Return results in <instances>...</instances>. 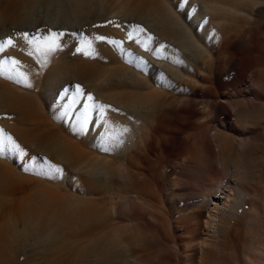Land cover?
I'll return each mask as SVG.
<instances>
[{
    "label": "rangeland",
    "instance_id": "374dc122",
    "mask_svg": "<svg viewBox=\"0 0 264 264\" xmlns=\"http://www.w3.org/2000/svg\"><path fill=\"white\" fill-rule=\"evenodd\" d=\"M18 1L0 0V5L5 6L8 2L15 5V2ZM93 1L95 9L87 8L86 16L79 18L80 21L75 13L66 7L59 6L56 7L58 9H51L38 4L28 16L29 18L27 17L23 21L24 23L12 25L6 22L5 26L0 28V35L7 33L4 35L6 36L4 39L13 37L14 45L16 38L19 37L17 33H36L37 30H42L40 34H44L49 29L64 32L62 40L66 45L62 50L53 54L46 64L35 52L32 53L33 55H25L24 66L17 65V67L28 74L32 83L30 88L8 79L10 73L7 69L0 75L1 96L3 95L4 98L7 94L6 96L11 98L8 100L5 96L7 99L0 102L2 108H0V137H11L12 141L26 153L23 158L10 149L0 153V181H3V183L0 182V186L5 184L2 185V189L0 188V264H142L144 261L143 264H163V261L166 262L164 264H168L167 261L170 264L176 261L177 264H180V247H191L194 244L192 241L186 240V235L191 227L186 230L175 229L176 221L185 220L186 212L193 204L192 199H185V201L182 199L181 202L171 204L167 202L164 197L167 196L164 186L162 187V184L157 181L155 183V180L150 179L144 173L137 174L135 167L142 163L136 161L137 159L135 161L127 160L126 148L114 146L110 137L112 133H116L114 127L111 128V131H107V135H104L103 139L101 138L106 133V127L98 117L102 115L112 126L111 115L109 116L111 114L110 102L106 101L105 97L116 94L113 92L116 90L105 85L101 75L103 77V71L119 65L100 64V61L85 56L82 54L83 52H76L78 45L73 46L68 40L78 38L80 34H83L84 37H91L93 43V36L96 33L99 34L95 29H100L101 35L96 34L95 37H104L103 42L111 45L114 38L124 41L125 38L121 37L123 25L115 20L116 18L121 20L124 16L113 14L118 10V12L122 11L120 8L124 9L129 5L128 3L131 4L136 0H132L133 2L128 0V3H126L127 0ZM124 3L127 6H124ZM122 4L123 6H121ZM194 5L198 6V9L202 7L198 2L188 1L185 13H188ZM103 10L104 12H102ZM228 10V8H223L222 14ZM93 11L96 12L93 13ZM98 11L99 14H97ZM255 12H245V14L254 16ZM261 13L260 25L250 24L249 20L227 17L224 14L225 17L215 12L207 14L208 22L205 21V16L198 18L197 21L190 19L192 34L197 39L193 40L194 44L183 46L178 42H168L177 47L185 59V64L190 65V69L179 75L182 80L179 87L174 85L164 89L157 86L154 88L158 91L153 95V98L160 103L169 100H190L197 103V107L202 111L200 112L202 124H199L207 125L209 137L214 133V130L221 128L220 131L234 136L236 139L242 138V136L254 138L253 142L257 149L252 153L253 159L264 157V118L259 116L252 118L253 125L251 126L235 123L234 113L223 103L220 108L225 119H212L210 117H213V114L208 110L209 104L207 103L211 99L205 97V94L210 90L218 91V83L223 80H232L235 74L236 62L232 61L231 64L227 62L222 65L223 73L218 75L221 79L215 78L216 61L219 56L229 61L233 57L243 58L248 62L249 72L247 75L250 76L251 72L256 70L259 74L260 67L255 65L257 62L255 59L264 64V10ZM100 14L104 17H101ZM236 14L237 17H243L242 13ZM112 18L113 20H111ZM144 27L149 31L151 29L148 25H144ZM257 27L260 28L261 38L258 42L259 49L254 51L250 50L246 42L243 43L245 40L240 37L241 35H244L245 38L247 35L252 36L251 32L253 33ZM230 35L232 38L229 37ZM227 36L231 39V43L234 39H238L239 42L231 44ZM4 39L0 38V40ZM225 41L227 44H224ZM111 47L109 48L112 53L116 54V47L112 45ZM86 48L84 47V51ZM126 48L129 47L126 46ZM15 52L14 48H7L0 53V62L14 59ZM136 52L138 53V51ZM69 59L71 62H79L78 64L86 63L96 66L94 88L101 90L94 93L95 90L91 91V88H87L85 84H78L80 88L89 91L88 93L93 95V99L92 103L87 105L84 97L81 102L77 103V107L76 105L73 107L72 112L67 111L68 101L66 99L75 95V91L72 89L73 85L71 83L67 85L70 91H68V97H63L66 94V89H58L60 85L57 84V80L61 78L60 75H64V69L70 63ZM146 59L149 60L148 57ZM65 60H67V64ZM248 76L238 87L227 86L221 92H226L228 97L235 95L238 102L246 99L252 100L251 82ZM50 86H53L54 89L49 92ZM51 96H54L55 100L51 99ZM57 99H59L58 102ZM3 101L6 102V106ZM260 103H263L264 112V100ZM93 105L100 106L103 111H97L95 107H92ZM223 105L225 109L222 108ZM86 107H88L89 114L91 113V119L87 130L81 132L79 116ZM256 110L259 111L260 108L258 107ZM79 111V115H76V112ZM150 125L151 123L147 127L148 130ZM231 126L235 127L233 132L228 129ZM245 127L251 128L246 130ZM192 133L193 131L189 132V134ZM160 144L162 143L157 140L156 146ZM159 148L158 153L161 152ZM214 157L213 162L219 168L217 158L214 160ZM132 162L134 163L132 164ZM45 164L59 166L62 172L58 177L51 174L45 175L44 173L47 171L44 167ZM26 166L28 167L27 171H25ZM255 166L258 171L255 170L257 176L254 182L243 185V189L249 193L248 198L252 200L253 205L259 203L257 205L259 206L264 202V181L261 182L260 179L263 169L258 164ZM178 172L176 170L170 178H176ZM129 200L134 202H131L130 207H128ZM261 200L263 202H260ZM237 216L235 218L237 220L234 219L228 231L220 226V232L221 230L226 232L222 231L221 235L224 233V236H227L230 247L236 255L240 254L244 248L248 252V256L251 254L250 258L253 259L252 262L249 261V264L263 262L261 256L264 255V228L248 229L254 234V237L243 246L242 236L239 237V229H242L243 222L249 215L241 212ZM85 218L92 221L88 223L92 225L91 230L77 231L78 219ZM60 225L65 229V234L60 239L47 233ZM36 228L37 230H35ZM34 231L36 232L34 233ZM73 231L78 234H73ZM40 232L43 233V236H45L44 233L48 234L46 235L48 239L42 242L43 236ZM36 234L42 239L40 240ZM52 246L54 251L50 250ZM140 255L143 256V259ZM165 255H168L167 260L164 258ZM171 259L175 262H172Z\"/></svg>",
    "mask_w": 264,
    "mask_h": 264
},
{
    "label": "bare ground",
    "instance_id": "6f19581e",
    "mask_svg": "<svg viewBox=\"0 0 264 264\" xmlns=\"http://www.w3.org/2000/svg\"><path fill=\"white\" fill-rule=\"evenodd\" d=\"M188 1L198 2L202 5L201 9H198L199 7L194 5L188 13H185V6ZM187 2L182 4L181 0H136L130 4L127 0L126 3L129 5L127 6L124 3V6H127L126 8L121 9L119 7L122 11L118 12L119 10L117 8L118 11L114 10L116 11L115 13L113 11V15L115 16H119V14L124 16L121 20L115 19L116 22L123 25L121 37L125 38L124 41L115 38L112 40L111 45L116 47L117 53H112L109 48L111 45L102 40L95 39L96 34L101 35L102 31L100 29H95L99 34L96 33L93 36L94 42H91V49L86 48V51H91L93 53L91 57L100 61V64L113 63L119 65L118 67L103 71V77L101 75V78H103L102 81L108 88L119 92L113 91L116 94H112L113 96L110 95V97L107 96L109 99L105 97L107 99L106 101L110 102L111 114H108L109 116L111 115V118H109L112 127L116 131V133L109 134L114 142V146L116 148H126L125 155L127 156V160L131 159L135 161L137 159L136 161L142 163L140 166L135 167L137 174L144 173L150 179L155 180V183L157 181L162 184V187L164 186L167 193V196L164 197H166L167 202L171 204L173 202H181L182 199L184 201L185 199H192L191 201H193V204L186 212L185 220L175 222V229L180 228L186 230L191 227L188 234L185 235L187 236L186 240L194 243L191 247H180V264H249V261L253 259L250 258L251 254L248 256V252L244 248L240 254L236 255L235 251L231 249L226 238L227 236H224V233H226L225 230L228 231L230 229L232 222L238 217L237 214L241 212L248 213L249 215L247 220L243 222L242 229H239V237L242 236L243 246L250 239L253 240L254 237V234L248 231V229L255 227L264 228V202L261 200L260 202L263 203L259 206H257L259 203L253 205L252 200L248 198L249 193L243 189V185L252 181L254 182L257 176L256 172L258 170H256L255 164L260 165L263 169L261 170L260 179L261 182L264 181V157L253 159L252 156V153L257 149V146L253 142L254 138L251 139L242 136V138L236 139V137L220 131L221 128L214 130V133L209 137L208 134L210 135V133L207 125L199 124L202 122L200 119V112L202 111L197 107V103L190 100H169L160 103V101L157 102L153 98V95L158 91L154 88L157 86L164 89L174 85L179 87L182 82L179 75L190 69V65L185 64V59L177 47L168 43L169 41H173L179 44L181 43L183 46L194 44L193 40L197 39L192 34L190 19L197 21L198 18L205 16V21L208 22L207 14L215 12L235 19L249 20L250 24L260 25L262 18L261 12L264 10V0H187ZM38 4L51 9H58L56 7L59 6L66 7L75 13L78 20L86 16L85 10L95 9L93 0H19L15 2V5L8 2L5 6L0 5V28L5 26L6 22L12 25L23 22ZM223 8H228L229 10L222 14L223 11L221 10ZM251 11H256L254 16L245 14V12L250 13ZM236 13H242L243 17H237ZM97 14H99V11ZM144 25H148L151 28L150 31L145 29ZM140 29H143V31H140ZM259 29L257 27L254 31L255 33L251 32L253 35L250 37L246 34L247 37L245 38L244 35L240 34V38L245 40L243 43L246 42L250 50L257 51L259 49L258 42L261 38ZM6 34L4 33V35ZM4 35L1 34L0 38L4 39L6 37ZM127 35H129V38H127ZM229 37L227 36V38ZM78 39L79 37L71 38L68 41L74 46L78 45ZM230 40L229 38L228 41L230 42ZM234 42L239 41L238 39H234L232 43ZM122 43L126 45L124 46ZM224 44H227V41ZM126 46L129 48L127 49ZM12 48L16 50L14 59L19 62L18 66H24L25 55L34 52L33 48L20 36L16 38V43ZM233 58L229 61L219 56L216 61L217 71L215 78L221 79L218 75L223 73L221 68L224 63L229 62L231 64L232 61H235L236 69L232 80L220 81L218 83V91L210 90L205 94V97L211 99L210 102H207L209 104L208 110L213 114V117L211 116L210 118L215 120L225 119L224 113L220 108V105L225 103L229 107L228 109L234 113L235 123L251 126L253 125L252 118L257 116L264 118L263 103H260L264 100V74H262L264 64L258 59H255L257 61L255 65L260 67V72L258 74V70L255 71L253 68L255 72H251L252 70L250 69L251 74L248 76V62L243 58ZM65 61L67 64V60ZM69 62L67 68L64 69V75H60L61 78L57 80V84L60 85L58 89L63 88V90H69L67 85L71 83L74 91L75 85L78 84H85L87 88H91V91L95 90L93 91L94 93L101 91L94 88V77H96L95 73L97 71L96 66L94 67L86 63L78 64L79 62L75 63V61L71 62V60ZM249 64L251 63L249 62ZM246 76L250 78L252 100L246 99L245 101L238 102L235 99V95L228 97L226 92H221L227 86L238 87L245 80ZM98 79L100 81V78ZM53 89V86H50L48 91L50 92ZM81 90L83 95L78 97L79 102L85 97L87 105L92 103V100H89L88 96L91 95L92 97L93 95L89 94V91L87 92L84 88H81ZM5 93L7 92L5 91ZM5 96L3 98V95L1 96L0 93V102L5 99ZM9 97H7L8 100L11 99ZM63 97H68V92ZM50 98L55 100L54 96ZM71 98L72 96H69V99H66V101H69ZM60 100L62 102V99ZM56 101L58 102L59 99ZM3 102L6 106V102ZM75 105L77 107L78 104ZM73 107L67 111L72 112ZM258 107L260 108L259 111L256 110ZM222 108H224V105ZM79 113L80 111L76 112V115H79ZM181 119L182 121H180ZM150 123V129L148 130L147 127ZM249 128L251 127H245L246 130H249ZM123 129H126V131H123ZM228 129L233 132L235 127L231 126ZM190 131H193V133L189 134ZM157 140L162 144L156 146ZM158 148L161 149L159 153L157 152ZM213 157L214 160L217 158L219 168L213 162ZM176 170L179 171L176 175L177 177L171 179L170 176ZM0 182L3 183V181ZM2 185L0 186L1 189L3 188ZM131 202L134 203L132 200H129L128 207L132 205ZM89 222L92 221L88 218L78 219L77 231L83 232V230L86 231L92 228V225L88 224ZM49 224L51 225V223ZM220 226H223L225 229L221 230V232L224 231L223 235H221ZM26 231L28 230L26 229ZM47 233L52 234L56 239L57 237L60 239L62 235L64 236L65 229L60 225L51 229L50 232L47 231ZM41 234L43 236V233ZM73 234L77 235L78 233L73 231ZM44 235L46 236L48 234L44 233ZM45 236L41 240L42 237L38 235L42 242L48 239ZM53 249L54 247L52 246L50 250ZM132 253L134 254V252ZM143 256L141 259H143ZM167 257L168 255L164 257L165 260H167ZM261 258L263 262L259 264H264V255ZM171 261L175 262L176 258L175 261L172 259ZM167 263L170 264L169 261ZM175 263L177 264V261Z\"/></svg>",
    "mask_w": 264,
    "mask_h": 264
},
{
    "label": "snow or ice",
    "instance_id": "6c2138e0",
    "mask_svg": "<svg viewBox=\"0 0 264 264\" xmlns=\"http://www.w3.org/2000/svg\"><path fill=\"white\" fill-rule=\"evenodd\" d=\"M187 0H181V3H186ZM140 31H143V29H140ZM42 30H37L36 33H28V32H22L17 33L18 36L22 37L24 41L33 48V51L38 54L39 58H41L43 63L49 62L51 56L55 54L56 52L62 50L65 47V44L63 43V36L65 35L64 32H58V31H52L49 29L47 33L40 34ZM76 35V34H73ZM96 40H104V37H95ZM91 37H84L83 34L79 35V39L77 41L78 46L76 47V52H83L85 56H92L91 51H84V47H87L91 49ZM14 46V40L13 37H8L7 39L0 40V53L4 52L7 48ZM18 61L14 59L4 60L0 62V75H2L5 70L10 73L8 76V79L13 80L15 83L20 84L24 87L30 88L32 87V83L28 77V74L23 72L22 70H19L17 65ZM68 89L65 90L67 93ZM83 92L79 85L75 86V95L72 96V98L68 101V104L66 105L67 109H72V107L79 103V96H82ZM89 100H92L93 98L91 95L88 96ZM92 107H95L97 111L102 112L103 109L98 105H93ZM91 117L89 114L88 107L85 108L83 112L80 113L79 116V127L80 131L84 132L87 130V125L90 121ZM106 127V133L101 136V138H104V135H107V131H111L112 126L109 124V122L104 119V117L101 115L98 117ZM123 131H126V129H123ZM113 139H115L113 137ZM6 149H10L18 155L23 158L26 153L23 152L19 148L18 145L15 144L14 141H12L11 137L2 138L0 137V153H3ZM44 167L47 169V171L44 173L45 175L51 174L55 176H59L62 172V169L59 166H52L50 164H45ZM28 170V167H25V171Z\"/></svg>",
    "mask_w": 264,
    "mask_h": 264
}]
</instances>
